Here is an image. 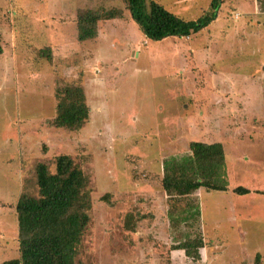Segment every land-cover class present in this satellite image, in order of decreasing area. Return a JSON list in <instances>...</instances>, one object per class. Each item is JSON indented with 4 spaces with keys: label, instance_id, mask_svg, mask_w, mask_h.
I'll return each mask as SVG.
<instances>
[{
    "label": "rangeland",
    "instance_id": "374dc122",
    "mask_svg": "<svg viewBox=\"0 0 264 264\" xmlns=\"http://www.w3.org/2000/svg\"><path fill=\"white\" fill-rule=\"evenodd\" d=\"M153 1L186 21L208 13L210 4ZM98 8H119L123 16L98 22L96 37L79 42L78 11ZM215 20L189 39L150 41L122 0H0V262L18 255L13 206L21 193L37 195L34 167L45 163L53 172L54 158L67 154L88 178L91 199L77 264H203L200 249L196 262L176 249L161 189L162 161L202 142L222 144L229 191L250 190L244 202L251 219L241 225L245 251L237 227L219 224L221 260L264 264V193L256 192L264 190V108L259 96L247 97L259 87L264 94V78L235 89V104L225 88L230 50L264 52V0H223ZM243 21L248 34L230 32ZM259 56L249 58L252 70ZM70 84L81 85L89 107L78 131L52 124L55 91ZM228 130L244 136L228 140ZM228 196L237 198L203 193L204 231L186 228L179 241L199 233L209 243L213 205L231 210ZM254 251L263 255L260 263Z\"/></svg>",
    "mask_w": 264,
    "mask_h": 264
},
{
    "label": "trees",
    "instance_id": "16d2710c",
    "mask_svg": "<svg viewBox=\"0 0 264 264\" xmlns=\"http://www.w3.org/2000/svg\"><path fill=\"white\" fill-rule=\"evenodd\" d=\"M132 21L145 39L161 41L167 37L186 38L208 27L217 17L223 0H210L209 12L194 21L170 13L153 0H122ZM119 8L80 10L76 15L77 40H92L97 23L119 19ZM2 53L0 36V54ZM53 126L69 131L80 130L89 118L81 85L70 84L55 91ZM161 189L168 207V227L173 231L176 249L193 261L200 259L198 249L203 238L197 233L191 242L179 241L184 229L199 227L197 190H227L225 156L222 144L190 142L189 154L169 157L161 164ZM37 195H19L13 209L16 214L17 257L0 264H77V256L86 231L91 208L88 178L67 154L54 158L53 172L45 163L34 167ZM246 195L249 190L237 186L232 190ZM106 196L101 200L105 201ZM131 218L128 216L127 221ZM132 230V228H131ZM199 230V229H198ZM181 235V236H180ZM255 259H258L256 256Z\"/></svg>",
    "mask_w": 264,
    "mask_h": 264
},
{
    "label": "crops",
    "instance_id": "0c3cea01",
    "mask_svg": "<svg viewBox=\"0 0 264 264\" xmlns=\"http://www.w3.org/2000/svg\"><path fill=\"white\" fill-rule=\"evenodd\" d=\"M236 17H237V21H238L239 15L236 16ZM235 20H233L234 23L236 22ZM215 21L216 20H214L210 25L215 23ZM236 27H239V28H235V29L231 30L230 32H235V31L240 32V31H242L244 34H248L247 29L250 30L249 25L246 24L245 21H243L242 24H240L239 26H236ZM240 34L242 35V33H240ZM233 35L236 36V34H233ZM186 38L189 39L190 37H186ZM246 44H248V43H246ZM192 51H193V53L196 52L194 49H191V51L189 52V55H192ZM229 54H230V58L228 59V62H226V64H227L226 66L228 67L227 70H228L229 74L227 75L228 76L227 77L228 81L226 82L225 88L227 90L226 94L230 95V97L227 100L228 104H229L230 101H233V104H235V97H234L235 89H243V90H245L246 88L244 86H247L246 83H248V80L251 77L257 76L255 78V81H257L258 79H261L262 77L264 78V59L259 61V59L261 58V56H259V58L257 59V62H256L257 65L255 67H253V70L251 69V66H250V63H249L250 62L249 58H251L253 56H257V55H262V54H264V52L260 51L259 54H257V52L255 50L248 48L247 50L246 49H242V50H239V51H237L235 53H234V51L230 50ZM216 55H218V54L212 55V58L214 59V57ZM239 56L241 58H243V60L241 62L235 63L236 60L240 59ZM238 68H240V69H238ZM260 74H262V75H260ZM257 89L258 90H255L254 93H251V91H249L247 97L250 98V96L251 97L253 96V98H255V97L259 96L258 98L262 99V101L259 100L260 103H261V110H262L264 108V94H263V90H262L261 87H259ZM247 90H248V88H247ZM234 110H235V108H233L231 111L234 112ZM228 112H229V114L231 113L229 111V109L227 110V114H228ZM249 115L251 116V115H253V113L249 114ZM232 131L233 130H228V131H226V134H224V136L228 140H230L231 136L232 137L233 136H237V137L244 136L242 134V132L240 134L239 133H235V134L232 135ZM223 150H224V148H223ZM224 154H225V152H224ZM263 161H264V159H263ZM225 162H226V159H225ZM263 167H264V165H263ZM225 173H226L225 179L227 181V190L219 192V193H223V194L231 193V194L236 195L237 198L236 199H232L234 196H230V197L228 196V198L230 200L228 205L231 206V210L230 209H228V210L225 209L224 212H220L219 209L215 208V203H214L215 201H212V203H214L213 210L215 211V217L214 216L210 217L211 221H212V223H210V225L213 226L212 229H213V232L215 231V235L212 237L213 239H211V238L209 239V241H208L209 243H206V242L203 241V243H204L203 247L200 248V255H201V260H202L203 264H231L230 260H228L227 263H224L221 260L222 257L220 256V254L223 251V249L221 248L220 244H221L222 241H225V238H223L222 235L218 236V233L216 232V230L218 229L219 224H222L223 226L231 227V228L232 227H237V231H238L237 235H238V237L236 238V242H240L242 240L238 247H241L245 251L244 239L241 236L245 233V226L242 227L243 224L247 223L246 225H248V223L250 222V219H251L250 218V213L251 212H250V209H249L250 208V203H248V207H247V204L244 202L247 199L246 197H247L248 194H246V195H237V194H235L232 191L235 187H232V190H231L232 192H230L229 188H228V175H229V173H228V170L226 169V166H225ZM242 187H244V186H242ZM244 188H246V187H244ZM246 189H248V188H246ZM249 192H250V190H249ZM256 192H260L262 194V193H264V190H262V189L258 190L257 189ZM162 193H163L164 199H165V194H164L163 191H162ZM203 193H208V192L200 189V190H197L194 193V195L198 198V205H200V212H199V218L200 219L198 218L199 219L198 220L199 226H201L200 225V221L203 220V212H204V203H203V201L201 199V197L203 196ZM152 198L155 199V197H152ZM224 199H226V198H224ZM205 201H207V200L205 199ZM151 202L153 203L152 205L154 206V204L156 203V200L151 201ZM236 208H237V210H235ZM221 213H224L223 214L224 216H222ZM168 223H169V221H168ZM240 228H243V231H241ZM202 229L204 231V226H203V228L199 227V230H202ZM240 238H242V239H240ZM252 255L253 256H258L259 263L261 261L260 258H263V255L260 254L259 251H254ZM239 264H244V262L241 261ZM261 264H262V262H261Z\"/></svg>",
    "mask_w": 264,
    "mask_h": 264
}]
</instances>
